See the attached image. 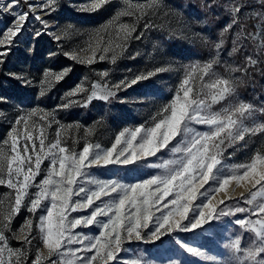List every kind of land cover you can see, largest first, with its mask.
<instances>
[{"label":"snow or ice","instance_id":"obj_1","mask_svg":"<svg viewBox=\"0 0 264 264\" xmlns=\"http://www.w3.org/2000/svg\"><path fill=\"white\" fill-rule=\"evenodd\" d=\"M253 2L257 7L248 11L249 0H232L224 5L217 0H204L203 8L211 12L222 7L228 16V22L219 30L217 40L211 41L215 56L203 64L197 61L186 67L185 77L177 86L174 98L152 118L155 121L152 126L125 127L115 136L114 142L108 148L87 143L82 151L77 153L75 148L62 145L59 128L56 139L46 144L48 136L45 129L51 127L52 123L59 122L55 121L54 114L39 108H33L15 119L8 137L0 142V186L15 190L14 202L9 210L0 213V264H28L30 247H35V258L31 264H41L44 259H48L49 264H109L118 259L117 253L121 252L125 239L160 240L161 237L176 231L191 232L201 229L203 225H209L211 221L245 212L250 216L237 219L234 224L255 233L256 239L252 241L254 246L241 247L240 236H235L225 245L231 252L229 261L217 260L201 248L190 246L182 240L177 239L175 243L188 254L211 260L214 264H264V202L255 207L234 209L228 207L224 200H220L218 204L212 202L214 194L223 191L232 181L238 186L241 181H247L252 188L259 186L257 191L250 192V198H244L245 204L253 205L257 197L264 198V155L257 154L247 163L227 165L223 163L222 147H231L239 141H244L246 134L264 132V123L251 127L244 123L245 120L251 119L255 111L264 113V108L257 110L244 101L232 103L230 98L235 94L236 81L213 71L214 65L220 63L226 33L233 35V47L228 52V55L232 56L238 51V41L255 35L244 31L242 19H258L259 23L255 25L257 32L264 26V0ZM102 3L104 0H97L91 7L99 9ZM24 4L27 5L28 11L22 10ZM58 4L59 0H43L42 3H29V0H23V3L22 0H0V14L13 17L11 24L0 33V64L3 63L10 47L15 44L13 38L18 39L19 35L27 30L30 15L32 19L40 21L46 31L49 23L47 20H41L36 9H40L45 15H51L58 10ZM167 8L164 0H150V3L137 5L136 10L129 6L115 12L109 21L95 30L96 46L92 49L91 57L87 58V64L94 63L97 58L99 61L109 59L106 55L109 52L113 53L110 59L115 63L118 56L126 51L129 41L141 40L145 31L155 27L149 16ZM124 16L131 17L132 22H119V18ZM141 20H144V23L138 31ZM237 28L239 30L234 31ZM101 30L107 32V42L103 48L100 47L104 42V36L100 35ZM42 34V30H36L34 33L36 37ZM56 39L59 40L60 37L57 36ZM205 39L210 40L207 37ZM89 47L92 48V45ZM97 52L101 53L98 57ZM64 55L74 61L80 59L76 53L65 52ZM257 64V59L245 55L242 67H228L225 70L248 72L249 66ZM163 70L158 68L155 72L137 75L130 81L125 78L111 87L93 83L90 93L84 99V106L94 99L108 101L122 88L131 87ZM9 75L25 84H31L25 77ZM65 75L67 71L50 73L45 70L41 84L43 85L50 76L60 81ZM100 75L103 78L109 73L104 71ZM206 76L208 81L202 83L194 92L193 81H203ZM85 91L82 84H77L66 93V97H73ZM44 94L41 89L40 95ZM222 101L229 102L219 110H213V105ZM74 103L77 101L67 100L60 107L68 108ZM38 114L40 121L47 123H38L32 119ZM193 125L207 126V130L199 131ZM173 141H176L174 145ZM5 145L8 146L7 149L4 148ZM165 149L175 158L149 165L162 169V173L136 183L98 179L91 177L87 171L91 166L132 165L145 158L156 157ZM45 160L49 162L43 170L45 176L36 182ZM78 177L89 179L78 180ZM210 180L214 183L200 193L202 201L193 207L192 202L197 199L199 188H204ZM32 188L36 191L30 195L29 189ZM169 196L174 198L161 203ZM44 201L49 203L45 204ZM97 201L99 203H96ZM87 209H91L87 215H71ZM22 210H26L30 215L25 216L19 229L20 235L12 232V236L22 239L23 245L13 248L9 245L6 231H12V222ZM156 212H159V215H156ZM252 216L259 218L254 220L251 219ZM33 217H36L35 227L40 243L47 249V257L42 255L40 247L33 245V241L37 239V235L32 231ZM78 227H95L99 231L96 234L74 231ZM73 245L79 247H72ZM124 264H141V261H125ZM173 264L179 262L174 261Z\"/></svg>","mask_w":264,"mask_h":264},{"label":"rangeland","instance_id":"obj_2","mask_svg":"<svg viewBox=\"0 0 264 264\" xmlns=\"http://www.w3.org/2000/svg\"><path fill=\"white\" fill-rule=\"evenodd\" d=\"M226 3H231L230 0H224ZM43 0H29V3H42ZM97 0H59L57 6L58 10L52 12L51 15H45L40 9H36V13L40 15L41 20H47L49 28L45 31L40 21L32 19L31 15L27 22V30L23 34L19 35V38H13L16 42L10 47V51L3 58V63L0 64V142L8 137L10 128L13 126L15 119L31 111L33 108H39L46 112L52 113L55 116L57 123H52L51 127L46 128V134L50 141L56 139L57 129L60 131V139L62 145H66L69 148H75L76 152L82 151L83 147L87 143L93 145L100 144L104 148H108L114 142L115 136L123 130L125 127L134 128L140 125L152 126L155 121L153 117L156 116L166 104L170 103L175 96L176 88L185 77V70L181 74V78L178 84L173 87V93L168 97H157L149 94L150 87L152 89H158L163 94H168L169 86L166 85L164 79V73L166 69L170 68L166 66L165 62L161 61V58L155 52L153 45L148 40L141 42L137 40H131L128 42L126 51L119 55L116 62L112 63L110 57L112 52L106 55L109 59L104 61H96L92 64H87V58L92 55V49L96 46L97 33L96 29L101 25H104L115 12L122 8H128L131 6L132 10H136V6L140 4L150 3V0H104V3L100 5L99 9H93L91 6L95 4ZM251 2L252 8L257 7L253 0ZM23 3V0H22ZM251 8V9H252ZM251 9L249 11H251ZM23 11H28L26 4L22 7ZM150 12V9H149ZM251 19V20H250ZM13 17L8 14H0V33L3 32L6 26L10 25ZM246 25L250 24V33H254L253 36L257 51L258 48L261 52L258 54V65L264 62V26L257 32L255 25L259 23L258 19L248 18L242 19ZM119 22H132L131 17H120ZM144 20H141L139 26H143ZM69 24L71 26H69ZM249 26H247L248 28ZM36 30H42V35L36 37L34 35ZM100 35L104 36V42L100 44L103 48L107 42V32L101 30ZM60 37L59 40L56 37ZM252 37V36H251ZM136 44V45H135ZM92 45V48L89 47ZM138 47V48H137ZM65 52L76 53L80 59L74 61L65 56ZM53 53L54 55H49ZM97 52V57L100 55ZM136 57L137 66L136 70L131 71L128 62ZM163 68V71L156 72L154 76L149 79L141 80L145 82L137 86L134 85L126 89H121L116 92L114 97H111L108 101H101L98 99L92 100L87 106H84V99L90 93L92 84L97 83L101 86L107 84L108 87L116 84L122 79L127 78L129 81L137 75L147 74L148 72H155L156 69ZM45 70L50 73H59L67 71V75L60 80L56 81L54 76L48 77L47 81L42 85L41 81L44 80L43 73ZM70 71H76L74 75L70 74ZM107 71L109 75L107 77H101L100 73ZM224 73L226 71H223ZM9 74H16L27 78L31 81V84H25L22 80L14 79ZM149 81V82H148ZM208 81V77H204L203 81L196 79L193 81L192 86L194 92L202 84ZM82 84L86 89L83 93H78L73 97H66V93L77 86ZM44 91V95H40V90ZM162 98V99H159ZM67 100H76L77 103L72 104L68 108L60 107L61 104L66 103ZM163 100V101H162ZM210 103V98L209 101ZM227 104V103H226ZM224 101L216 104L217 107H213V110H219L225 106ZM74 115V118L71 117ZM38 123H47L46 121H40L39 114L32 118ZM159 119V117H157ZM249 127L254 124L244 121ZM199 131L207 130V126L193 125ZM258 134L251 135L246 134L244 141H239L231 147L222 146L224 148L223 163L227 165L240 164L250 162L251 159L257 154L264 155V143L255 148H249L256 143L255 137ZM179 139V137H177ZM254 139V140H253ZM38 143V142H37ZM176 141L172 142L174 145ZM227 144V142H226ZM170 145V147L172 146ZM119 147V146H118ZM8 148L7 145L4 146ZM175 158L167 149L158 153L156 157H148L142 161H137L132 165H107V166H91L87 171L90 172L91 177L105 180H119L122 183H136L142 179L150 178L152 175L162 173V169L153 168L149 165L154 163H160L162 160ZM48 161L45 160L42 164L41 174L36 177V182L41 181L45 172L43 171L48 165ZM78 180L84 179L87 181L89 177H78ZM214 182L209 181V184L204 185V188H199L197 192V199L192 202L193 207L201 203L202 197L200 193L212 185ZM90 187H94L89 185ZM155 187V186H153ZM259 186L252 188L247 181H241L239 186L235 181L230 182L229 185L222 191L225 192L223 197L213 199V204H218L220 200H224L225 204L230 208L235 207H255L261 202H264V198L257 197V200L253 202V205H247L243 202L244 198H250V192L257 191ZM36 189H29V193L35 192ZM218 193V192H217ZM216 194V193H215ZM214 194V195H215ZM115 195V194H113ZM15 190L8 189L5 186H0V213H6L12 202H14ZM231 197L232 199H228ZM236 197V198H235ZM174 196L165 198V203L171 200ZM234 198V199H233ZM74 199H76L74 197ZM107 199V197H102ZM25 202H28V198H25ZM48 204V201H44ZM96 203H99L97 201ZM225 205H219L224 207ZM171 208V205H170ZM91 209L83 210L79 213H72V217L87 215ZM159 215V212L155 213ZM30 215L26 210H22L21 213L15 216L11 229L12 231H6V235L9 237V245L13 248H20L23 245L22 239L13 238L12 232H16L17 236L20 235V226L24 223L25 216ZM39 215V213H37ZM191 216V212L189 213ZM250 216L249 213H235L233 215L222 217L219 221H211L209 225H203L201 229H196L191 232L201 231L202 234L209 237V245H205L201 242L200 236L197 238L184 237L188 236L190 232H173L160 240H124L122 250L117 253L118 259L109 264H124L125 261L131 262L132 260L139 259L141 264H173L174 261H178L179 264H186L183 261L184 255L182 252L188 254L184 249H181L175 241L177 239L182 240L190 246H196L206 251L209 255L215 256L217 260H225L218 249L221 247L220 239L216 234L212 232V228L215 227L219 232L224 244H229L230 240L239 235L241 238V247L254 246L252 241L256 239L255 233L252 231L249 235L253 236L251 242L246 241L242 236L241 229L238 225L234 224V221L244 217ZM258 216H252L251 219H257ZM36 217H33V234L37 235V239L33 241V245L40 247L42 255L48 256L47 249L43 248L42 243L39 241L37 229L35 227ZM238 226L239 228H236ZM74 231L94 234L98 233V229L95 227L84 228L78 227ZM147 231V230H145ZM72 247H79V245H73ZM175 250H180L178 255H174ZM182 251V252H181ZM91 255V253H89ZM192 256L191 254H188ZM35 258V247H30L28 254V264ZM194 264L201 262L203 264H214L211 260H205L203 257H195ZM5 259H7V253H5ZM55 259V257H52ZM229 261V260H225ZM41 264H49L48 259L42 260Z\"/></svg>","mask_w":264,"mask_h":264},{"label":"trees","instance_id":"obj_3","mask_svg":"<svg viewBox=\"0 0 264 264\" xmlns=\"http://www.w3.org/2000/svg\"><path fill=\"white\" fill-rule=\"evenodd\" d=\"M164 2L167 4L168 8L157 12L154 16H149V19H151L155 27L150 31H145L143 38L139 40L141 42H148L149 40L148 43L153 45L161 61L165 62L166 66L170 67L165 70L168 72L164 73V79L167 80L166 85L169 86L168 94L165 95L159 92L158 89L154 90L150 87L149 94L155 95L156 98L160 96L168 97L170 93H173V87L178 84L181 74L187 66L197 61L203 64L215 56V49L211 41L217 40L219 30L228 22V16L224 13L222 7L213 9L210 12L208 9L203 8L204 0H164ZM217 2L221 5L228 4L224 0H217ZM230 2H232V0H230ZM237 2H239V0H237ZM249 4L250 7L248 11L252 8L251 2ZM241 23L244 25V31L250 33L253 27L251 28L250 24L246 25L243 21H241ZM247 26L249 27L247 28ZM141 28L142 26L138 25V31ZM238 30V28L234 29V31ZM206 37L210 38V40H206ZM224 39L225 44L221 50L219 58L220 63L214 65L213 71L222 76H228L236 81L235 94L230 98L232 103L244 101L253 105L257 110L264 108V62L261 63V65L249 66L248 72H227L225 70L228 67H242L244 65L245 55H251L254 59H257L261 49L258 48L257 51L252 36L238 41V51L233 53L232 56H229L228 52L233 47L232 33H226ZM137 60L136 57L132 58L128 62L130 66L126 69L132 68L131 71H138L135 69ZM223 71L226 72L224 73ZM75 72L76 71H73L72 74V71H70V74L73 76ZM144 83L143 81H139L134 84V87L136 88ZM228 102L229 101H224V104ZM213 107H217V105H213ZM71 117L74 118V115H71ZM245 121L253 124L264 123V113L255 111L251 119ZM257 134L258 135L255 137L257 141L249 147L250 149L264 143V132H258ZM236 228L239 227L236 226ZM210 233L216 234L220 238L218 241L221 247L218 251L221 253V256L225 260H231L230 249L225 247L226 244L223 243L224 241L221 239L216 228L213 227ZM240 233L246 241L251 242L253 240V236L249 235L250 232L243 230L240 231ZM190 236L193 238L200 236L201 242L205 245H209V237H206L201 231L190 232L188 236L184 237L187 238ZM179 251L180 250H175L174 255L177 256ZM182 254L184 255L182 259L186 264H194L192 256L184 252H182ZM197 264L203 263L199 261Z\"/></svg>","mask_w":264,"mask_h":264},{"label":"bare ground","instance_id":"obj_4","mask_svg":"<svg viewBox=\"0 0 264 264\" xmlns=\"http://www.w3.org/2000/svg\"><path fill=\"white\" fill-rule=\"evenodd\" d=\"M225 195V192H218L214 195V199H217V198H220V197H223Z\"/></svg>","mask_w":264,"mask_h":264}]
</instances>
